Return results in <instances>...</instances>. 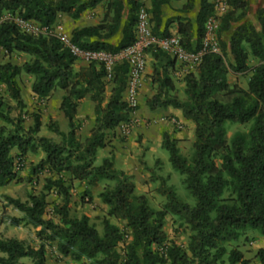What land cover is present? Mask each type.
I'll return each mask as SVG.
<instances>
[{
  "label": "trees",
  "instance_id": "trees-1",
  "mask_svg": "<svg viewBox=\"0 0 264 264\" xmlns=\"http://www.w3.org/2000/svg\"><path fill=\"white\" fill-rule=\"evenodd\" d=\"M164 1H154L150 10L152 33L157 37L171 34L167 27L176 24V36L187 51L201 46L204 25L212 14L209 0H201L195 23L174 18L160 31V8ZM194 0L183 7L188 12ZM104 3V14L96 26L74 30L71 42L80 48L116 53L134 42L137 12L143 0H126L128 15L123 21V0H0V52L28 58L21 65L0 63V86L7 100L0 97V187L15 178L14 162L20 166L28 154H43L30 170V177L45 174L43 187L31 194L28 203L7 197V202L23 214L10 218L13 226L21 222L39 228L37 249L17 239L0 240V264H18L29 258L32 264H45V243H54L58 253L76 264H248L242 253L229 248L248 230H257L264 239V7L255 12V23L245 20L248 0H226L228 12L218 29L219 54L205 55L193 72L183 78L179 96L172 79L175 61L157 48L146 51L152 58L151 82L154 95L148 99L149 110L171 107L179 110L194 125L192 156L188 162L179 153L177 140L162 134L161 148L169 154V162L182 177L186 190L194 198V206L178 200L171 187L162 183L158 189L165 203L153 209L144 195L135 194L132 176L115 167L113 158L96 165L97 152L105 147L107 131L129 121L134 109L122 100L126 66H119L111 81L113 87L105 97L104 71L89 64L79 70L69 51L51 27L59 15L73 20L82 13ZM16 21L33 22L43 32L21 31ZM233 28L228 42L222 35ZM119 34L116 43L111 39ZM253 59L256 64L250 66ZM21 74L33 77L31 93L40 100L55 89L64 96L58 110L68 121V132L56 125L48 128L60 139L38 137L41 121L34 119L32 128L24 129L19 119L11 117L23 108L17 79ZM229 74L249 76L246 89L230 83ZM85 96L94 104L95 125L84 141L76 137V109ZM8 101L15 103V107ZM252 123L246 134L225 137L224 124ZM16 150L15 154L12 151ZM88 187L102 186L97 197L107 207L102 219V234L89 218L69 216L72 182ZM229 190L230 197L224 198ZM51 192L60 198L53 206L58 223L45 220L47 197ZM168 215L179 217L190 231L185 249L167 244L163 228ZM109 218L124 222L119 228ZM122 245L119 253L117 248ZM264 264V249L255 253Z\"/></svg>",
  "mask_w": 264,
  "mask_h": 264
},
{
  "label": "rangeland",
  "instance_id": "rangeland-1",
  "mask_svg": "<svg viewBox=\"0 0 264 264\" xmlns=\"http://www.w3.org/2000/svg\"><path fill=\"white\" fill-rule=\"evenodd\" d=\"M248 1L249 8L245 20L255 23V12L257 9L264 7V0ZM27 60L28 58L23 55L13 54L10 57H4L2 54H0V63L9 62L13 65H21ZM248 64L253 66L256 64V61L250 59ZM248 77L249 76H235L229 74L227 79L229 78L228 81L230 83H236L242 89H246ZM32 81L33 77L25 74H21L18 77L17 82L20 87L24 107L13 110L11 117L19 119L21 125L27 130L33 127L34 119L36 116H38L41 121V127L37 136L46 138L50 137L54 141H59L60 138L48 128V125L50 124L56 125L53 122L52 116L54 113L52 112V107L31 93L30 87ZM0 97H3L7 100V94L3 86H0ZM8 103L10 106L15 107L14 102L8 101ZM49 111L51 113H49ZM251 124L252 123L245 125L225 123L224 131L226 139L231 142L235 136L246 134L249 131ZM119 140L120 142H125L126 137L122 135L119 137ZM140 142L141 139L139 137L134 140V143L138 146L140 145ZM135 144H130L129 147L133 149L136 146ZM158 150L157 156L160 159L161 164L159 160H151L150 157L148 155L146 156L143 151L142 154L138 155V162L140 165H144V170H146L149 175L148 179L153 184L152 190L148 191L147 193L150 195L149 204L154 209H158L163 205L165 199L164 196L159 193L158 189L160 185L164 183L166 187H171L173 189L179 201L187 203L190 206H194L195 200L183 185V177L172 168L169 162V154L162 148ZM14 152L16 153V150H14L12 153ZM179 153L189 162L193 153L192 144H183L179 148ZM40 157H42V153L40 152H38L36 155L28 154L25 161L21 163V166H23L21 171L17 170L20 164L15 161L13 168V171L15 172V178L7 185L0 187V240L14 238L22 241L26 246L33 248H37L41 244V241L36 236L39 228H33L29 225H24V222H21L18 226H13L9 222V219L12 218V215L18 211L9 205L6 200L7 197H9L11 199L19 200L22 203H28V199L31 194H37L41 191L43 187V179L44 177H47V175L42 174L38 177H30V170L33 166L38 164ZM146 163L150 164L151 167L148 168ZM101 189V185L99 187L85 188V183H78L76 186H72V205L68 208L69 216L73 218L80 217V210L78 209V206L80 204H86L87 201H90L97 192L101 191ZM154 193L159 194L161 197H156ZM223 197H230L229 190L225 191ZM47 200L49 204L45 210L44 219L52 220L53 222L58 223L59 219L58 216L53 213V206L59 204L61 200L55 194V192H51L48 195ZM20 214L23 216L22 213ZM91 220L92 221L90 224L95 227L99 234H102V223L100 216L93 217ZM163 230L167 236V244L174 243L183 249L187 247L190 231L181 218L168 215L165 219ZM45 248L46 255L49 260H55L59 258L55 253L56 247L54 243H45ZM229 248L237 249L239 252H241L243 259H246L248 264H259L257 258L255 257V253L259 249H264V239L260 236L257 230H248L236 242L229 244ZM117 251L121 253L122 245L118 246ZM225 264H227V261H225Z\"/></svg>",
  "mask_w": 264,
  "mask_h": 264
},
{
  "label": "crops",
  "instance_id": "crops-1",
  "mask_svg": "<svg viewBox=\"0 0 264 264\" xmlns=\"http://www.w3.org/2000/svg\"><path fill=\"white\" fill-rule=\"evenodd\" d=\"M124 1V12L123 21L127 18V4ZM159 0H143V8L150 15V10L152 3ZM164 1L160 8V20L161 25L159 30L163 31L165 23L174 18H183L195 23L196 15L200 8L201 0H194L193 7L190 11L185 12L183 7L186 5L187 0H162ZM212 3V0H209ZM104 14V3L100 4L93 10L86 11L81 14V16L73 20L65 14H61L56 19L55 23L51 27L52 32L57 35H64L71 38V34L74 30H79L84 27L96 26L98 25ZM248 21V20H247ZM252 22V21H249ZM254 23V22H252ZM236 25L232 26V29L222 35V39L228 42V38ZM167 31L171 35H176V24L172 23L167 27ZM120 35L117 34L111 39L112 43H116L120 39ZM152 58L149 54L146 55V68L142 78L141 87L137 95V108L129 117L132 121L130 128L128 129L125 142H120L119 137L121 134V125L114 130L107 131L105 135V147L97 152L96 165H99L101 161L105 158H113L115 167L118 170L123 171L127 175L132 176L135 185V194L144 195L149 204L150 195L147 194L148 191L152 190L153 184L150 182L148 172L144 170V165H140L138 162V155L142 154V151L150 157L151 160H159L158 149L161 148L162 134L167 133L173 139L177 140V148L179 149L183 144H192L194 140V125L192 122L187 121L183 118L182 113L179 110L173 109L171 107H166L163 109L149 110L146 106L148 99H150L155 92V88L151 82L152 75ZM87 64L76 61L74 64V69L77 71L80 68L86 67ZM187 73L178 63L175 62L174 70L172 72V79L175 83L176 88L179 90V96L183 97L181 92L184 83L183 78ZM229 80V78H228ZM105 86V97L108 98L110 91L113 87L111 82H107ZM31 90V88H30ZM64 92L59 89L52 91L50 96L43 101L52 107V112L54 113L53 122L58 126L60 132H68V121L64 118L63 114L58 110ZM122 100H125V95L122 93ZM49 113H51L49 111ZM94 104L91 102L89 96H85L84 99L79 103L76 109L75 122L79 126L76 131V137L80 141H84L90 136V131L95 125L94 122ZM139 137L141 139L140 145L134 143V140ZM50 138V137H49ZM130 144H135L136 146L131 149ZM14 151V150H13ZM12 151V152H13ZM41 153V152H40ZM12 154H15L12 153ZM155 154V155H154ZM43 157V154H42ZM40 157V159L42 158ZM39 159V160H40ZM148 168L151 167L150 164L146 163ZM161 167V165H160ZM78 181H73L72 186H76ZM85 188L88 186L85 185ZM99 192L92 197V199L87 201L86 204H80L78 209L80 210V217L86 216L91 222L93 217L100 216L101 222L105 217L107 207L103 205L100 199L97 197ZM155 194V193H154ZM157 197H161L159 194H155ZM48 198V197H47ZM165 199V198H164ZM48 202V200H47ZM165 203V201H164ZM72 203L70 202L71 206ZM150 205V204H149ZM151 206V205H150ZM154 209V208H153ZM21 218L20 212H15L12 218ZM79 218V217H78ZM109 222L119 228L124 227V222L117 221L109 218ZM14 239V238H13ZM33 248V247H32ZM38 248V247H37ZM34 248V249H37ZM55 253L59 257L55 260H49L45 254V264H76L70 259L62 257L55 248ZM18 264H32L31 259L22 258L19 260Z\"/></svg>",
  "mask_w": 264,
  "mask_h": 264
},
{
  "label": "built area",
  "instance_id": "built-area-1",
  "mask_svg": "<svg viewBox=\"0 0 264 264\" xmlns=\"http://www.w3.org/2000/svg\"><path fill=\"white\" fill-rule=\"evenodd\" d=\"M211 5L213 11L205 22L201 46L193 52L184 49L176 35L168 37L155 36L152 33L150 16L143 7L137 12L134 42L116 53L83 49L73 44L71 39L64 35L58 37L76 61L101 67L104 71V80L107 82L113 80L115 71L119 66L125 65L124 101L135 111L138 91L146 68V51L148 49L157 48L168 54L183 67L186 73L193 72L205 55L220 53L218 29L221 18L228 12L229 8L226 0H212ZM16 23L23 32L35 35L43 32V29L33 22L16 21ZM131 124L132 121L130 120L121 124V134L123 136L127 135Z\"/></svg>",
  "mask_w": 264,
  "mask_h": 264
}]
</instances>
